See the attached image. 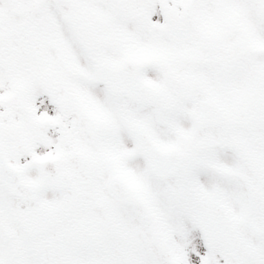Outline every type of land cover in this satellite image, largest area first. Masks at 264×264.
Here are the masks:
<instances>
[{
  "label": "snow or ice",
  "instance_id": "6c2138e0",
  "mask_svg": "<svg viewBox=\"0 0 264 264\" xmlns=\"http://www.w3.org/2000/svg\"><path fill=\"white\" fill-rule=\"evenodd\" d=\"M0 264H264V0H0Z\"/></svg>",
  "mask_w": 264,
  "mask_h": 264
}]
</instances>
